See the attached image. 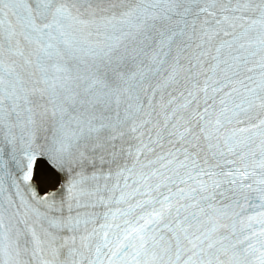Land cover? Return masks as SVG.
Returning <instances> with one entry per match:
<instances>
[{
  "label": "snow or ice",
  "instance_id": "6c2138e0",
  "mask_svg": "<svg viewBox=\"0 0 264 264\" xmlns=\"http://www.w3.org/2000/svg\"><path fill=\"white\" fill-rule=\"evenodd\" d=\"M0 264H264V0H0Z\"/></svg>",
  "mask_w": 264,
  "mask_h": 264
}]
</instances>
